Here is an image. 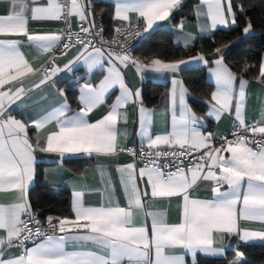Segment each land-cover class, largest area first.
I'll list each match as a JSON object with an SVG mask.
<instances>
[{
  "label": "snow or ice",
  "instance_id": "6c2138e0",
  "mask_svg": "<svg viewBox=\"0 0 264 264\" xmlns=\"http://www.w3.org/2000/svg\"><path fill=\"white\" fill-rule=\"evenodd\" d=\"M181 2L115 0L113 19L127 23L115 26V35L107 40L102 28L95 33L92 31L95 20L89 0H47L46 4H39L37 0H9L7 14H0V193H14L15 199L9 204L0 203V264H186L185 254H190L192 264H196L197 253L222 256L225 249L214 245L225 235H236L244 243L264 242V228L240 226V221L264 224V111L259 121H246L243 109L249 80L243 76L237 80L236 73L225 63L226 50L241 37L221 42L213 50L217 58L212 61L206 59L207 53L203 51L171 62L160 58L145 61L133 57L127 47L129 37L138 38V42L149 39L150 34L161 27L158 22L168 20L174 10H179ZM200 5L203 7L197 6V19L204 16L210 21L200 25L201 32H214L218 28L234 30L238 13L233 10L232 0H200ZM238 9L245 16L243 38H250L254 26L243 6ZM133 13L137 17L135 25L131 23L130 14ZM73 16L81 22L77 33L72 32L69 24ZM29 20H64L68 26L56 32L37 33L29 29ZM179 27L183 28V22ZM94 37H99L98 43L93 42ZM192 39L190 34L185 35V46ZM24 43L39 53H48L58 47L67 50L77 44L82 47L63 68L56 65L54 59L49 61L51 67L34 68L21 51ZM61 54L66 55V51ZM192 62L216 65L210 69L216 90L206 101L210 105L207 115L217 120L224 113L234 116V139L223 137L218 147L213 146L211 133L204 135L197 129L202 118L189 106L190 93L183 81L175 78L170 92L171 131L153 136V112L143 106L141 91L132 90L121 72V66L131 64L143 79L145 72L180 73ZM77 63H82L88 73L107 64L108 74L96 86L87 82L82 85L78 97L82 107L75 112L64 91L58 90L65 99L31 121V126L37 130L35 140H31L29 123L16 119L9 109L33 89L49 81L55 86L53 77L61 71H72ZM252 67L256 66L245 65L243 71L247 73ZM30 75H39L40 79L26 86L24 78ZM254 79L264 83V57ZM117 88L119 95L115 103L100 119L91 122L89 114ZM130 102L139 103V152L118 141L119 135L126 134L119 124L121 121L127 123V112L122 109ZM37 151L55 153L60 161L66 155L115 157L128 152L133 161L117 168L121 173L126 206L114 202L113 193L107 188L111 183L109 179L105 182L101 203L86 206L84 191L74 190L75 218H56L54 222L49 216L48 228H42L27 199L35 178ZM196 152L200 155L180 167L184 163L181 157H192ZM168 157L174 159L169 161ZM170 164L175 165V171H166ZM101 174L104 175V169ZM145 180V188L141 189L139 181ZM205 181L209 182L205 186L211 197H193L192 190ZM148 189L153 201L179 198L177 221L170 223L163 211L145 209L144 197L149 196ZM141 215L151 217L150 228L140 222ZM57 232L62 235H56ZM29 241L32 247L27 246ZM12 248H19L21 252L11 254ZM88 248L91 250H78ZM175 249L183 252L177 253ZM243 256L238 251L231 264H247Z\"/></svg>",
  "mask_w": 264,
  "mask_h": 264
},
{
  "label": "crops",
  "instance_id": "0c3cea01",
  "mask_svg": "<svg viewBox=\"0 0 264 264\" xmlns=\"http://www.w3.org/2000/svg\"><path fill=\"white\" fill-rule=\"evenodd\" d=\"M196 4L194 6V15L195 20L190 21L188 19H183L177 26L172 24V15L166 21L158 22L161 27L159 29H166L169 30L173 35L174 44L178 47L183 48H191L196 39L198 37H203L214 33L211 30L201 32L200 25L210 21H207V18L201 16L199 20L196 16V8L197 6L203 7L200 5V0H196ZM39 4H46L47 0H37ZM185 2L182 0L181 5ZM180 5V6H181ZM111 8L115 7V0L111 3ZM9 10V0H0V14H7ZM206 10V9H205ZM234 10V9H233ZM175 11V10H174ZM173 11V12H174ZM131 15V23H137L136 14ZM113 27L115 25H119L121 23L127 22H120L112 19ZM183 22V28L181 29L179 25ZM79 23H81L77 17L73 16L69 18L70 26L76 27ZM66 27L64 20L59 21H48V20H39V21H32L29 20V29L33 32L37 33H47V32H56L60 29H64ZM218 30H232L218 28ZM152 34V33H151ZM190 34L194 39L187 43L185 46V35ZM149 35V34H148ZM17 39H25L23 37H15ZM81 46H74L71 47L67 52L66 55H62L56 52L54 49L48 53H39L34 47H31L29 44L24 43L21 45V51L24 53L25 57L30 61L31 65L34 68H41L42 66L49 65L52 66L49 61H55L56 65H59L61 68L71 59H73ZM229 51L226 50L225 54ZM264 57V56H263ZM217 58L215 53L206 55V59L209 61L214 60ZM199 66H207V79L213 85V91L216 90V83L215 80L210 75V69H214L216 65L214 63L205 65L199 62H192L186 69L199 67ZM108 65L105 64L103 68H97L92 73H88L86 68L82 65V63H77L72 66V71H61L57 73L53 80L56 82L55 86H52V81H49L48 84L42 85L39 89H33V91L28 92L25 96H23L20 100H17L15 104L12 105V108L9 111L12 112L16 119L25 121L29 123L28 128V135L31 140H35L37 135V130L31 126V121L39 118L41 115L45 114V110H50L52 105H58L62 102L65 97H61L59 95L58 90H63L65 92V84L73 83L78 91L77 96V106L72 107L71 103L67 98V102L72 108V110L78 111L82 105L79 104L78 97L80 95V88L84 83H92L93 86L98 85L101 80L108 74L107 73ZM121 72L124 76L126 84L132 89L141 91V99L143 102V106L149 110H152V125H151V132L153 136L156 134H165L171 131L172 125V108L170 102V92L172 89V79L182 80L181 72L180 73H151L145 72L144 78H141L136 71V68L129 64L127 67L121 66ZM241 76L237 75V80H239ZM40 79L39 75L29 76L24 78L25 85L27 86L32 81H38ZM145 81H151L157 84H167V90H165L163 96L161 97L160 101L157 105L149 107L144 104L143 100V83ZM184 84V82H183ZM186 87V85L184 84ZM5 87H8L7 85ZM187 88V87H186ZM188 89V88H187ZM190 96L187 98V102L190 101L192 94L190 90H188ZM119 95L118 88L113 89L111 92L107 94L105 97V102L95 109L89 114L88 119L91 122H95L97 119H100L103 115L107 113L110 108V105L115 103L116 97ZM211 99V98H210ZM209 99V100H210ZM207 100V101H209ZM189 106L190 102H188ZM192 108V107H191ZM139 103H129L125 109L122 111L127 112V123L123 121L120 122L119 127L122 130H126V134H121L118 136V141L124 146L129 147L134 143H141V136H140V126H139ZM194 111V110H193ZM210 111V105L207 103L206 114L204 116H199L202 118L200 124H197V129L204 135L211 133L213 135V139L225 135L228 133L231 127L234 125V116L229 115L228 113H224L221 117L217 120L214 116H208L207 113ZM262 111H264V83H260L258 80L253 79L249 80V84L246 88V101L245 107L243 109L244 116L247 122L249 121H259L262 119ZM196 113V112H195ZM179 115V109L177 108V116ZM49 128L51 125L48 126ZM42 130V131H46ZM214 142V140H213ZM36 155V165L35 169L37 171L38 165L43 162H54L56 163L54 166L47 167L44 172V181L45 184L49 187L55 189H63L67 190L71 193V207L73 201V191L74 190H81L84 191V201L86 206L87 205H98L102 202L103 197L102 193L105 192L106 188V181L109 179L111 183L107 185L108 191H111L114 196V202H119L121 206H126L127 201L125 198L124 188L121 184V173L117 171L118 166L124 165L126 163L132 162L133 159L126 153H120L118 156L115 157H98V156H88L85 154H76V155H66L64 160L71 159V158H88L92 164L86 166L83 171L79 174L69 171V169L63 164V161H60V157L55 153H47V152H40L37 151ZM225 155H230L225 153ZM101 169H104V175L101 174ZM35 171V178L32 184L29 187L27 199L29 200V192L36 184V175L37 172ZM209 182H201L196 188L192 190V196L198 198H210L211 192L205 186ZM141 189L145 188L146 180L139 181ZM149 196L144 197V207L147 211L151 212H165L167 215L168 221L175 222L179 218V208L177 206V201L179 198L173 197L170 200L168 199H157L155 201L152 200L150 197V189ZM15 194L14 193H0V203L9 204L14 202ZM72 209V217L69 219H74L75 214ZM24 218V217H22ZM141 223H146L149 228L151 226V217L150 216H143L140 217ZM241 227H246L250 229H261L264 228V224L256 221H240ZM241 244H264L261 241H250L248 243H244L239 240V237L236 235L227 236L225 235L222 239H217L216 244L214 246L221 247L225 249V253L222 256H205L201 253H197L196 256V263L199 257L204 258H215L221 259L226 257V253L229 251L236 250L239 245ZM78 250H91L88 249H78ZM177 253H182V249H175L173 250ZM21 249L19 248H12L10 250L11 254H19ZM192 256L190 254H185V261L186 264H192Z\"/></svg>",
  "mask_w": 264,
  "mask_h": 264
},
{
  "label": "trees",
  "instance_id": "16d2710c",
  "mask_svg": "<svg viewBox=\"0 0 264 264\" xmlns=\"http://www.w3.org/2000/svg\"><path fill=\"white\" fill-rule=\"evenodd\" d=\"M196 0H185L172 13V24L177 26L181 20H195L194 6ZM233 9L238 13L237 25L234 30H218L214 33L198 37L191 48L177 47L173 41V35L169 30L158 29L150 34V38L135 50V55L147 61L150 58H160L166 62L187 59L203 51L207 55L214 53V48L221 42L234 41L236 37H241L229 51L225 54V63L236 73L245 79L253 80L258 75L259 64L264 56V0H232ZM242 5L247 18L254 26V34L250 38H243L242 25L245 23V16L239 13L238 6ZM95 13H103L104 25L107 33L111 35L113 31V9L108 6H95ZM245 65H255L249 72L245 73ZM207 66H199L185 69L181 72L182 80L192 97L190 105L199 116H204L207 109V100L211 98L213 85L207 79ZM167 84H157L151 81L143 83L144 104L149 107L157 105L167 90ZM65 95L72 107L77 106L78 91L73 83L65 84ZM54 162H43L38 165L36 184L29 192V200L32 211L38 212L45 222L49 216L54 218H71V193L63 189L49 187L44 181V172L47 167L54 166ZM63 164L74 173H81L86 166L92 164L88 158H71L64 160ZM244 254L243 258L247 264H264V244H241L234 251L226 253V257L221 259L199 257L196 264H231L237 258V252Z\"/></svg>",
  "mask_w": 264,
  "mask_h": 264
},
{
  "label": "built area",
  "instance_id": "2783aa9c",
  "mask_svg": "<svg viewBox=\"0 0 264 264\" xmlns=\"http://www.w3.org/2000/svg\"><path fill=\"white\" fill-rule=\"evenodd\" d=\"M112 1L113 0H89V3H90V6H91V11H92V13H93V19L95 20V28H93L92 29V31H93V33H95L98 29H103V33H102V35H103V37L105 38V39H107V40H110V39H112V37L115 35V31H114V28H115V26H117V25H115L114 27H113V31H112V33H111V35H109L108 33H107V31H106V27H105V25H104V22H103V20H104V17H102L103 16V13H95L94 12V7L95 6H108V5H111V3H112ZM136 23H132V25H135ZM68 25H66V27H67ZM85 26H87V25H85ZM71 27V30H72V32L73 33H77V32H79L80 31V23L76 26V27H73V26H70ZM81 35H83L82 33H81ZM145 35H148V34H145ZM98 41H99V37H94V43H98ZM144 42V40L142 41V42H138V38H132V37H129L128 38V41H127V47H128V49L130 50V52H131V55L133 56V57H136V58H138L134 53H135V50L142 44ZM75 46H81V45H79V44H77V45H75ZM74 47V46H73ZM82 47V46H81ZM114 47H118V45L117 46H114ZM69 49H67V50H65V49H62V48H60V47H58L57 49H56V52L57 53H62V52H67ZM48 67H50L49 65H47ZM251 122H255V121H249V123H251ZM233 130H234V125H233V127H231L230 128V130L228 131V133L227 134H225V135H222V136H219V137H217V138H215V139H213L214 140V142H213V146H216V147H218L220 144H222L223 143V137H227L228 139H234V137L232 136V132H233ZM248 135L249 136H251L252 134L251 133H248ZM140 145H141V143H134L133 145H131V146H129V147H126V148H133V149H136L137 150V152H139V149H140ZM121 153H126V154H128L129 156H131L128 152H121ZM200 155V153H198V152H196V153H193V156L192 157H188V158H183V157H181L180 159H182L183 161H184V163L183 164H181L180 165V167H185L186 165H188V163H189V160L190 159H193L194 157H196V156H199ZM132 157V156H131ZM132 159H134L133 157H132ZM169 161H172L174 158H172V157H168L167 158ZM138 166H142V165H139L138 164ZM175 171L176 170V168H175V165H171L170 164V166H169V168L168 169H166V171ZM36 214H37V218L41 221V225L40 226H42V228H44V229H47L48 228V225H47V221H43L42 219H41V217H40V214L38 213V212H35ZM24 218H26V217H24ZM30 226H32V227H36V225H30ZM49 234H52L51 233V230H49ZM56 235H62V233H59V232H57V233H55ZM37 239H41V238H37ZM26 244H27V246L28 247H32L33 245H32V243L29 241V242H26Z\"/></svg>",
  "mask_w": 264,
  "mask_h": 264
}]
</instances>
